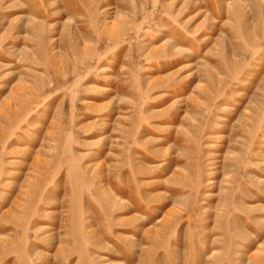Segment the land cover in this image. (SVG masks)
Instances as JSON below:
<instances>
[{
	"label": "rangeland",
	"instance_id": "rangeland-1",
	"mask_svg": "<svg viewBox=\"0 0 264 264\" xmlns=\"http://www.w3.org/2000/svg\"><path fill=\"white\" fill-rule=\"evenodd\" d=\"M0 264H264V0H0Z\"/></svg>",
	"mask_w": 264,
	"mask_h": 264
}]
</instances>
